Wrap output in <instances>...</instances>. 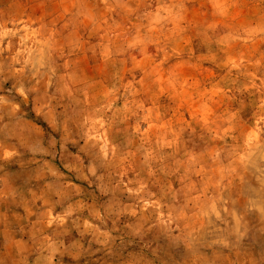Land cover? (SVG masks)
<instances>
[{
	"label": "rangeland",
	"instance_id": "374dc122",
	"mask_svg": "<svg viewBox=\"0 0 264 264\" xmlns=\"http://www.w3.org/2000/svg\"><path fill=\"white\" fill-rule=\"evenodd\" d=\"M14 1L6 101L113 198L119 238L74 264H264V0Z\"/></svg>",
	"mask_w": 264,
	"mask_h": 264
},
{
	"label": "crops",
	"instance_id": "0c3cea01",
	"mask_svg": "<svg viewBox=\"0 0 264 264\" xmlns=\"http://www.w3.org/2000/svg\"><path fill=\"white\" fill-rule=\"evenodd\" d=\"M6 2L0 0V28H6L1 18L8 12ZM10 10L22 9L14 4ZM7 68L0 53V264H74L119 238L104 208L113 198H104L96 181L88 182L99 170L55 130L47 116L51 109L41 112L34 103L35 116H30L21 97L6 101L9 87L1 77Z\"/></svg>",
	"mask_w": 264,
	"mask_h": 264
}]
</instances>
